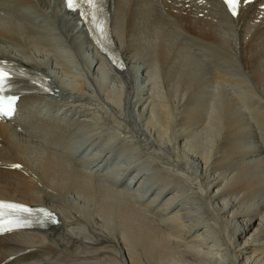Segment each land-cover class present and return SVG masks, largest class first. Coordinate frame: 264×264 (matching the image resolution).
<instances>
[{
    "label": "bare ground",
    "instance_id": "6f19581e",
    "mask_svg": "<svg viewBox=\"0 0 264 264\" xmlns=\"http://www.w3.org/2000/svg\"><path fill=\"white\" fill-rule=\"evenodd\" d=\"M111 5L115 37L127 71L112 67L89 39L86 25L66 11L63 0H0V56L44 69L53 76L67 63L73 64L75 57L74 66L81 73L73 90L80 87L83 97L92 98L85 90L90 85L101 88L103 95L114 97L119 107L125 98L131 99V112H140L138 116L146 121L151 120L152 112L149 117L145 114L150 103L157 106L153 97L161 96L163 130L160 128L159 138L161 145H173L165 154L150 143L135 120L124 129L127 132L110 128L112 133L105 132L108 136L104 141L102 132L88 124L93 121L87 120L88 113L90 117L95 111L83 107L82 101H77V109L69 102H51L52 110L58 111L46 118L37 109L28 108L30 120L22 126L0 124V160L7 166H19V171L0 170V198L45 205L62 215L61 225L49 232L0 238V264L11 257L6 264H155L158 260L166 264L169 255L175 256L174 263L194 264L183 261L178 248L172 247L173 236L172 240L165 238L136 208L145 210L158 201L159 217L180 207L166 218L172 225L192 217L181 227L182 237L178 239L192 237L184 246L194 248L196 241L204 243L211 239L210 234L215 236L214 245H207V249L218 252H208L212 260L208 263L217 264L213 260L220 256L229 264H264V157H258L257 134L246 132L244 117L237 112L240 94L254 93L256 100L264 99V0H244L236 18L227 13L221 0H111ZM58 49L71 51L72 58L64 61L53 55ZM174 51L183 54L175 59ZM211 61L216 70L210 69ZM70 74H66L68 79ZM63 75L57 80L60 96L63 89L72 90ZM218 84L236 87L231 97L237 106L227 105L222 126L210 134L213 127L206 118L216 112L214 105L210 112V101ZM148 85L153 86L151 92ZM43 99L34 102H47ZM32 100L27 98L24 103ZM59 114L63 116L58 118ZM156 125L154 116L146 124L152 128ZM82 127L91 128L85 138L79 136ZM167 132L173 136L163 142ZM123 133L125 139H121ZM22 138L33 148V154L41 151L43 162L38 170L25 161L26 149L15 144ZM199 139L207 147L197 150L195 142ZM72 144L77 146L73 151ZM116 144L124 148L123 155L116 153ZM65 145L70 152L65 153ZM77 153L81 158L75 161ZM162 154L175 166L167 163L168 171L152 172L157 171L152 162L159 160L153 158ZM186 162L191 166L179 171L176 165ZM199 169L202 178L189 174ZM177 178L191 182L192 187L189 189L188 184L189 190L181 191L182 180L177 182ZM122 182L124 186L117 187ZM144 199L150 200L148 205ZM201 224L206 233L194 236L192 233L202 229Z\"/></svg>",
    "mask_w": 264,
    "mask_h": 264
},
{
    "label": "rangeland",
    "instance_id": "374dc122",
    "mask_svg": "<svg viewBox=\"0 0 264 264\" xmlns=\"http://www.w3.org/2000/svg\"><path fill=\"white\" fill-rule=\"evenodd\" d=\"M52 51H53V48L51 49V50H49V52H51L52 53ZM72 52L70 51V53H68V52H62V51H60L59 49L53 54V55H56L57 57H59V58H61L62 60H64V61H68V60H70L71 58H72V56L70 55ZM181 53V55L183 54V52H180ZM180 53H178L177 51H174L173 52V56L172 57H175V59L176 58H178L179 56H180ZM183 60V59H182ZM31 61V60H30ZM63 62V61H62ZM76 62V59H75V57H73V64L71 63H67V65H68V67H67V65H65L64 66V68H62V70H61V73H62V75H63V73H71L70 75H69V79H68V77H67V75L66 74H64L63 76L64 77H66V79L64 80V82L68 85V88H75V86L74 85H76V83H77V81H78V78H80L79 77V74L81 73L78 69L79 68H77V67H75L74 65V63ZM64 63V62H63ZM65 67H67L66 69H65ZM68 69V70H67ZM77 69V70H76ZM210 69H214V70H216L215 68H210ZM80 70H83L82 69V67H80ZM71 71V72H70ZM56 72V75L54 76V77H57V80L61 77V73H59L60 72V70H57V71H55ZM73 73L74 74H78L77 76L76 75H73ZM83 78L85 79V81L87 82V81H89V79H88V76H87V74H84V76H83ZM110 78V77H109ZM109 80V79H108ZM84 83V82H83ZM114 84V83H113ZM222 86V84H218V85H214L215 86V89H212L213 90V92H212V98H211V101H210V105H211V107H210V112L213 110V108H212V106L214 107V112L215 113H213V114H209L210 115V118L209 117H207L206 119L209 121V119H210V125L213 127V128H209L210 130L208 131L210 134H212V132H213V129L214 130H216L217 131V129L218 128H220L221 126H222V124H223V122H224V118H225V114H226V112H227V108H228V106L227 105H235V102H233L232 101V97H231V95L233 94V92L236 90V87H233V88H231L230 86H228V87H221ZM94 86H96V85H94ZM148 86H150V85H148ZM213 86V87H214ZM153 86H150V92L152 91V88ZM78 90H70V91H66V90H64L63 89V91H62V95H61V100H51V102L52 103H56V101L57 102H62L63 103V101H65V102H69L71 105H73V106H75V109H77L78 108V102L77 101H82V103H80V104H83L82 106L83 107H90L91 109H93V112H94V114L91 112L90 113V117H89V113H88V115H87V120L88 121H92V123H89L88 122V124H91V125H89V126H93L92 128H94V129H97V133H99L100 134V132H102V134H101V137L99 136V134H98V136L100 137V138H102L103 137V139L104 138H106V136H108L110 133H112V131L110 130V128H119L120 130H122V131H124V132H127V131H125L124 129L126 128V127H128V126H130L131 125V123L135 120V123H137V125H139L141 128H142V131H143V134H145V136H148L149 138H150V143H152V144H154V145H158L159 147H161V149H162V151L164 152L165 151V154L166 153H168V152H170V150L168 149V147H172V145H171V143H170V145H166V146H163V145H161V142H160V138H159V131H160V128H161V131L163 130L162 129V126H161V107L159 106L160 105V101H161V96H155V97H153V98H155V100H156V105L157 106H153L151 103H150V105H151V108H147V111L145 112V114H147L146 116H150V113H151V120H152V117L154 116L155 117V119H156V126H155V128H152V127H150V126H146V124L147 123H149L151 120H147L146 121V119H145V117H141V116H138L139 115V113L137 112V114H136V112L134 113V112H131V99H130V101H128V100H126V98H125V100H124V102H125V104L123 103L122 105H121V107H119V105L117 104V101L115 100V98L114 97H109V96H105V94L103 95V92H101V88H99L98 90L97 89H95L94 87H92V85H90V88L88 89V90H85V91H87V94L89 95V94H92V98H89V97H83L80 93H79V89H80V87L79 88H77ZM232 89V90H231ZM146 90H148V88H146ZM218 90V91H217ZM226 92H225V91ZM228 91V92H227ZM72 93L71 95L69 94V93ZM149 92V93H150ZM144 93H146V91L144 92ZM65 94V95H64ZM239 95V93H237V91H236V94L235 95ZM250 94V95H249ZM85 95V94H84ZM214 95V96H213ZM248 95V96H247ZM64 96V97H63ZM149 97H150V95H148ZM148 96H145V98H148ZM244 96V97H243ZM255 95H254V93H246V94H240L238 97H241L242 98V100L240 101V102H242L241 104H240V102H239V104H238V109H239V111L237 110V112L238 113H240V116L241 117H244V120H245V123H246V128H247V130H246V132H248V133H250L251 135H256L255 136V138H257V142L259 143V145H255L256 146V148L258 147L259 149V153H260V155L261 156H258V157H264V154H262V153H264V146L262 145V143H264V140H263V137H264V120H263V118H264V99L263 98H261V99H258V100H256V96L254 97ZM250 97V98H249ZM163 98H166V95H165V97L163 96ZM98 99V100H97ZM234 99V98H233ZM246 99V100H245ZM255 99V100H254ZM114 101V102H113ZM165 101L167 102V100L165 99ZM214 101V102H213ZM249 101V102H248ZM75 102H76V104H75ZM159 102V103H158ZM247 102H248V105H247ZM258 102V103H257ZM260 102V103H259ZM212 103V104H211ZM253 103V104H252ZM259 105V106H258ZM263 105V106H262ZM126 106V107H125ZM235 106H237V105H235ZM234 106V107H235ZM247 106V107H246ZM251 106V107H250ZM130 110H129V109ZM152 108H154V109H152ZM172 108V107H171ZM245 108V109H244ZM257 108V109H256ZM226 110V111H225ZM162 111H164V110H162ZM260 111V112H259ZM236 112V114H238ZM61 113V112H60ZM62 113H65V112H62ZM130 113H132L133 114V116H132V114H130ZM87 114V113H86ZM85 114V115H86ZM92 114V115H91ZM261 114V115H260ZM208 115V116H209ZM239 115V114H238ZM256 116V117H255ZM93 119H92V118ZM129 118V119H127V118ZM158 117V118H157ZM160 117V118H159ZM255 117V118H254ZM86 118V117H85ZM90 119V120H89ZM260 119V120H259ZM100 120V121H99ZM99 121V122H98ZM155 121V120H154ZM260 121V122H259ZM258 122V123H257ZM95 123V124H94ZM87 124V123H86ZM93 124V125H92ZM250 124V125H249ZM258 124H259V126H258ZM120 125V126H119ZM251 127V128H250ZM255 129H254V128ZM90 128V127H89ZM104 128V129H103ZM91 129V128H90ZM104 131H103V130ZM254 129V130H253ZM102 130V131H101ZM106 130H108V131H106ZM250 130H251V132H250ZM256 130H257V132H256ZM100 131V132H99ZM134 131V130H133ZM108 133V135L106 134V133ZM259 132V133H258ZM129 133V132H128ZM168 134H167V136H163V142H164V140L166 141V142H169V139L173 136V134L171 135V132H167ZM253 133V134H252ZM104 135V136H103ZM253 135V136H254ZM261 138H260V137ZM125 133H123V134H121V139H125ZM206 135H205V138H204V140H206ZM260 138V139H259ZM99 140V139H98ZM200 140V139H199ZM196 141L195 142V146H197V150H199L202 146H204V147H207V143L204 141ZM262 140V141H261ZM17 141V142H16ZM15 141V144L16 145H19L18 147L20 148V149H22L23 150V148H25L26 150V154H24V159H25V161L32 167V169L33 170H36L37 169V167L39 168V165H40V167H41V163L43 162V155L39 152V151H37L36 149H34V151L36 150V153L35 154H33V148H31V146L29 145V144H25L26 142L25 141H23V138L22 139H17ZM20 141V142H19ZM33 141H35V140H33ZM261 142V143H260ZM35 143V142H34ZM200 143V144H199ZM36 144V143H35ZM38 144V143H37ZM117 146H119L120 144H116ZM260 145H261V148H260ZM201 146V147H200ZM200 147V148H199ZM50 148V147H49ZM263 148V149H262ZM261 149V150H260ZM263 150V151H262ZM58 152H60L59 150H58ZM151 153V152H150ZM47 155V154H46ZM77 156H79L78 158H77ZM75 157V158H74ZM166 156H164L163 154H162V156L161 155H156L153 159H155V158H158L159 160L158 161H156L157 163H155L154 162V164H153V162H152V166H154L153 168L155 169L156 168V170L157 171H153L152 170V172H158V174H160V173H162L163 174V172H166V171H168L167 169H166V167L168 166L167 165V163H169V161L168 160H166V158H165ZM81 158V154L80 153H77L76 155H74L73 156V159L75 160V161H78L79 159ZM161 158H162V160H161ZM77 159V160H76ZM157 160V159H156ZM161 160V161H160ZM42 161V162H41ZM160 161V162H159ZM165 163V164H162V163ZM157 164V165H156ZM161 164H162V168L164 169H166V171H165V169H164V171H162V170H160V169H162L161 168ZM156 165V166H155ZM169 165H171V166H175V164H172V163H169ZM200 165V164H199ZM157 166H159L158 167V169H157ZM178 168L177 169H179V171L180 170H183V168L184 167H190L191 166V163H189V164H187V162L186 163H184V166H183V164H179V165H176ZM138 168V167H137ZM38 170V169H37ZM106 171L108 170V168L107 169H105ZM105 170H103V171H105ZM188 172V171H187ZM104 173V172H103ZM189 173V172H188ZM190 175H196L197 177H199V178H202V176H201V169H199L198 170V172L196 173L195 172V170H193V171H191L190 173H189ZM198 174V175H197ZM159 176H161V175H159ZM110 179H111V181H114L113 180V178H112V176L110 177ZM177 180H179V181H177V182H180L181 180V182H180V184H183V188H185V189H180L181 191L183 190L184 192H186L187 190H189L190 189V187H192V184H190L191 182H185L183 179H181L180 180V178H177ZM93 181V180H92ZM187 183V184H186ZM121 184V185H120ZM123 184V182L122 183H119L118 185H117V187L119 186L120 188H122V186H124V184ZM186 184V185H185ZM188 184H190L189 185V189H188ZM186 186H187V188H186ZM36 196H39V195H36ZM136 201L137 200H135V201H132L133 202V204L135 205L136 204ZM142 201H144V203L145 204H147L148 205V203L150 202V200H148V199H144V200H142ZM142 201H141V203H142ZM146 201V202H145ZM139 204V203H138ZM158 206H157V205ZM156 204H154L155 205V207H154V205L152 204L149 208H145V210H140L139 208H138V206L136 205V208L146 217V219L148 220V221H150L155 227H157L158 228V230H160L161 231V233H162V235L163 236H165V238H172V236H173V242H170L171 243V245H172V247L176 250L177 248V252L180 254V256H181V259L183 260V261H189V262H191V263H194V264H211V263H208V262H212V260H210L209 259V255H208V252H209V254L210 253H212V255H213V253H217L218 251H216V250H214L215 248H212L213 250H209V249H207V247L209 246V248H210V246H212V245H214L213 243L215 242V236H213V235H209L210 236V238L212 239H210V240H207V241H205L204 243H202V241H200V242H198V241H196L195 243H193L194 245H196V246H194V248H197L196 250L192 247V248H189L190 247V244H189V246L188 245H186V246H184L186 243L188 244L189 242H187V241H191L192 240V237L191 238H189V240H187L186 239V241L182 238V239H178V238H181L182 237V232H183V221H185L186 220V222H188L189 220L188 219H190L191 220V218L192 217H186V218H184V220L183 221H179V223L178 224H173L172 225V223L170 222V221H168V219H166V218H168L169 216H171L172 215V213H174L175 211H177L179 208L178 207H175V209H173V211H171L172 213H170V214H168V215H166V216H164L163 215V217H159V215L158 214H160V216H161V211H159V209L161 210V208H159V207H161L160 205H161V201H158ZM153 206V207H152ZM177 209V210H176ZM149 211V212H146V211ZM157 210V211H156ZM153 211V212H152ZM145 212V213H144ZM157 212V213H156ZM163 213V212H162ZM156 215V216H155ZM165 217V218H164ZM151 218V219H150ZM152 218H154L155 220H153ZM159 218V219H158ZM163 218V219H162ZM168 222H167V221ZM159 221V222H158ZM191 222V221H190ZM158 224H160V225H158ZM165 224V225H164ZM167 224V225H166ZM169 224V225H168ZM188 224V223H187ZM158 225V226H157ZM168 226V228H166ZM175 226V227H174ZM180 226V227H179ZM160 227V228H159ZM172 227H174L173 229H172ZM181 227H183V228H181ZM200 227L202 228L199 232H194V233H192V234H194V236L195 235H197L198 233H201L202 234V232L203 233H206V232H204L205 230H206V227H204V225H200ZM171 228V230H169ZM178 228V229H177ZM174 230H175V232H174ZM169 231V232H168ZM173 231V232H172ZM178 231H179V233H178ZM208 232V231H207ZM174 233L175 234V236H174V234L172 235V234ZM177 233H178V235H177ZM209 233V232H208ZM167 234V235H166ZM191 234V233H190ZM167 236V237H166ZM171 236V237H170ZM175 237V238H174ZM176 237H177V240H175L176 239ZM214 239V240H213ZM180 240V241H179ZM212 241V242H211ZM176 242V243H175ZM180 243V245H183V243H184V247L183 246H181V247H183V249L182 250H180L181 248H180V246H179V243ZM174 245H173V244ZM198 244V245H197ZM201 244H204V245H201ZM192 245V244H191ZM208 245V246H207ZM179 246V247H178ZM188 246V247H187ZM191 249H193L191 252H193L194 254H191V252H190V250ZM186 250V251H185ZM187 250H189L188 252H187ZM201 250V251H200ZM206 250H207V252H206ZM196 251H197V253H196ZM200 251V252H199ZM203 251V252H202ZM213 251V252H212ZM184 252V253H183ZM202 252V253H201ZM207 253L206 255H204L205 253ZM186 253V254H185ZM231 253V252H230ZM184 256H183V255ZM199 254L202 256V257H200L199 256ZM190 255V256H189ZM193 255V256H192ZM195 255H196V257H195ZM178 256V255H177ZM183 256V257H182ZM192 256V257H191ZM229 256H230V254H229ZM175 256H173L172 257V255H169L168 256V258L164 261L166 264H177V263H174L173 262V259L172 258H174ZM198 258V259H197ZM220 258H223V257H220V256H216L215 257V259L213 260V261H217L216 263L217 264H229V262H227L226 260H225V258H223V261H222V259H220ZM210 260V261H209ZM197 261V262H196ZM224 262V263H223ZM155 264H161V260H158L157 262H154ZM182 264V263H181Z\"/></svg>",
    "mask_w": 264,
    "mask_h": 264
},
{
    "label": "snow or ice",
    "instance_id": "6c2138e0",
    "mask_svg": "<svg viewBox=\"0 0 264 264\" xmlns=\"http://www.w3.org/2000/svg\"><path fill=\"white\" fill-rule=\"evenodd\" d=\"M69 7H75L78 5L81 0H66ZM85 3L89 4V6H92L95 2V0H84ZM225 2L229 5V8L233 15L237 14V9L239 7V4L241 3V0H225ZM10 77V74L7 73L3 68H0V88H2L8 81ZM9 109L5 110L3 107V100H0V118L3 117H11L14 113V108L12 107V101L8 102ZM16 167H19L18 165ZM5 208H11V209H17V210H23L25 212L29 211L27 208H24L23 206L18 205H9L5 204L4 202H0V209ZM3 215V212L0 211V216Z\"/></svg>",
    "mask_w": 264,
    "mask_h": 264
}]
</instances>
